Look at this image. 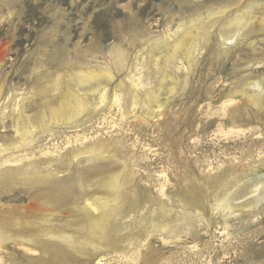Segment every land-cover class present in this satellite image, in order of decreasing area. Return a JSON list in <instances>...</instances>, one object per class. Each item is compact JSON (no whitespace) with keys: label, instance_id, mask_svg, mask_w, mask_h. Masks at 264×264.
<instances>
[{"label":"rangeland","instance_id":"1","mask_svg":"<svg viewBox=\"0 0 264 264\" xmlns=\"http://www.w3.org/2000/svg\"><path fill=\"white\" fill-rule=\"evenodd\" d=\"M240 15L251 22L245 20V36L223 44L220 31ZM203 19L216 22L209 33L199 29ZM178 26L187 27L182 34L192 32L198 47L167 64L173 44L167 38ZM1 42L10 49L0 48L3 264H264V211L236 220L218 200L229 176L248 168L264 173V95L256 107L248 90L264 77V0H0ZM117 50L127 64L112 62ZM106 72L112 82L105 102L98 107L100 94H91L78 109L74 97L86 95L74 86L75 75ZM132 79L140 80V90ZM122 85L138 95L128 115L123 100L113 102ZM243 87L247 93L235 96L238 105L224 122L228 131L238 115L246 133L227 141L218 132L219 109ZM60 106L63 118L54 121ZM250 127L261 136L249 134ZM85 148L95 162L78 165ZM77 165L106 171L91 184L123 173L115 194L122 201L104 232L64 227L78 242L72 246L45 234L68 225L72 208L55 215L40 200H70L86 209L90 200H102L105 180L91 188L66 186V173L78 172ZM20 239L35 252L16 245Z\"/></svg>","mask_w":264,"mask_h":264},{"label":"bare ground","instance_id":"2","mask_svg":"<svg viewBox=\"0 0 264 264\" xmlns=\"http://www.w3.org/2000/svg\"><path fill=\"white\" fill-rule=\"evenodd\" d=\"M254 7V6H253ZM253 7H249L251 9H253ZM229 11H227L228 13ZM252 12V11H251ZM210 13V12H209ZM220 14V12H218ZM217 13V14H218ZM225 12H222L221 14H224ZM250 12H248L247 14L249 15ZM246 14V15H247ZM251 15V14H250ZM211 17V16H210ZM203 18V17H202ZM206 18V17H205ZM213 18V17H211ZM219 18V17H218ZM222 18V17H221ZM215 19V18H214ZM205 20V24L203 27L201 26L199 29L202 30L204 28V32L209 33L210 29L215 28V20L213 19H203ZM208 20V21H207ZM221 20V19H220ZM245 20H247L246 16L240 15L239 17H237L232 23L226 24L227 26H225V28H223L220 31V36L223 40V44L225 45H230L233 43V41L237 39L243 35L242 32L245 29ZM199 22V19L197 20ZM202 21V20H201ZM207 21V23H206ZM226 21V20H225ZM249 22V20H247ZM192 22H194L192 20ZM197 22V23H198ZM221 23V22H219ZM251 24V22H249ZM254 23V22H253ZM193 24V23H192ZM191 24V25H192ZM223 24V23H222ZM249 24V25H250ZM195 25V23H194ZM199 25V24H198ZM225 25V23L223 24V26ZM248 25V26H249ZM193 26V25H192ZM252 26V25H251ZM247 27V26H246ZM187 28L184 26H178L176 27L177 30H175L173 33H168L170 36L167 38V42L172 40L173 44L171 43V47L172 50L171 52H167L169 53L167 55V64L173 62V60H175L180 52H182L183 54L187 55V54H192L193 51L196 49V44L198 42L197 38L195 36L192 35V32H188V33H183V30ZM249 28V27H248ZM247 28V31H248ZM172 30V29H171ZM187 31V29H185ZM184 30V32H185ZM250 30V29H249ZM253 30V28H252ZM203 31V30H202ZM167 32V31H166ZM251 32V30H250ZM181 33V34H180ZM212 33V32H211ZM202 34V33H201ZM199 34V36L201 35ZM249 34V33H248ZM181 35V37H180ZM167 36V35H166ZM198 36V35H197ZM245 36V35H243ZM206 37V36H205ZM220 38V39H221ZM241 38V37H240ZM165 40V39H164ZM204 41V40H203ZM209 41V40H208ZM151 43V42H150ZM170 43V42H169ZM202 43V42H201ZM209 43V42H208ZM207 43V44H208ZM165 44V43H164ZM5 46L8 47V42H1L0 43V48H5L4 52L6 53L7 51L9 52V47L6 48ZM170 48V47H169ZM168 51V50H167ZM156 52V51H155ZM2 54H4L2 52ZM182 56V55H181ZM180 56V57H181ZM189 56V55H188ZM158 58V57H157ZM161 58V57H160ZM179 58V57H178ZM177 58V59H178ZM2 61V60H1ZM114 64L117 66L120 65H124L126 63V55L124 52H121L120 50L115 51V55L113 56V61ZM175 62V61H174ZM145 63V62H144ZM158 63H160L158 61ZM127 64V63H126ZM156 64V63H155ZM163 64V63H162ZM119 66V67H120ZM154 66V65H153ZM158 66V64H157ZM157 66H154L153 68H157ZM169 66V65H167ZM184 66V65H183ZM128 67V66H127ZM141 67V66H140ZM161 67V66H159ZM259 67V66H258ZM118 69V68H117ZM167 69V67L165 68ZM242 70V69H241ZM154 71V70H153ZM168 71V70H167ZM155 72V71H154ZM88 73V72H87ZM112 73V72H111ZM157 73V71H156ZM159 73V72H158ZM84 74V72H83ZM103 74V73H102ZM166 75V73H165ZM73 76V75H72ZM140 76V75H139ZM160 76V75H159ZM167 76V75H166ZM132 78L133 75H131ZM241 77V76H240ZM151 78V77H150ZM167 79V77H165ZM257 78V77H256ZM252 79V78H251ZM237 80V79H236ZM253 80V79H252ZM75 83L74 86L76 85L77 87H80V89L82 91L85 92L86 98L85 96L83 98L79 97V96H75L74 97V102L76 103V106L78 109L83 110L85 109V100L88 98L89 95L91 94H95L98 93L100 94V103L99 105L103 104L105 102V100L108 97V92L110 91L109 86L111 85L112 82V77L111 74L109 72H106L104 74L103 77H99L96 74H92L89 76H84V75H79L76 76L75 75V79H74ZM163 81V80H162ZM176 81V80H175ZM239 81V80H238ZM143 82V81H142ZM240 82V81H239ZM74 83V82H73ZM128 83V82H127ZM162 83V82H161ZM248 83V82H247ZM131 84L133 85L134 88H139V86H141L140 80L136 81L133 80L131 81ZM165 85H168L171 87V85H173V81H169L167 83H164ZM234 84V83H233ZM127 85V84H126ZM154 85V84H153ZM226 85V84H225ZM240 85V84H239ZM146 86V85H145ZM167 86V87H168ZM229 86V85H228ZM76 89H79L77 88ZM122 87L124 88L122 94H118L117 92L114 95V104L116 105L117 103L120 102V100H123L124 104V108H125V112L129 113V106H135L138 102V95H136L135 93H129V88L128 86L125 87L124 85H122ZM144 88V86H142ZM166 87V86H165ZM54 88V87H53ZM161 88V86H160ZM172 88V87H171ZM2 89V84H0V90ZM67 89V88H66ZM163 89V88H162ZM213 89V88H212ZM233 89V88H232ZM79 90V91H81ZM137 90V89H135ZM168 92H171L172 90L167 89ZM221 90V89H220ZM248 90L252 91V95L254 98L253 99V104L256 107H259L261 105V99H262V95H264V77L261 79H257L251 82L250 86L248 87ZM164 91V89H163ZM161 92V91H160ZM227 92V91H226ZM246 92V88L243 87L241 88L239 91H234L231 93V95L229 96L228 99H226V101L223 102L221 108L219 109L220 113L218 117H220L223 121L219 124V129L218 132L220 135H223L227 141L229 140V138H231V136H233L235 134V136L237 137H241L242 135H245L246 130H243L240 128L241 125H239L240 123H238L237 120V116L232 115L231 116V129L228 131H225L226 125L228 124L227 122H224V118H226V116H228L229 114V109L232 106H235L237 104V101L235 100V96L236 95H245ZM137 93V92H136ZM247 93V92H246ZM251 93V92H250ZM138 94V93H137ZM167 94V93H166ZM170 94V93H169ZM150 95V94H149ZM155 96H152L150 98H154ZM227 97V95H226ZM240 97V96H239ZM248 97V94H247ZM73 98V96H72ZM237 98V97H236ZM241 98V97H240ZM155 99V98H154ZM248 99V98H247ZM239 100V99H238ZM240 103V102H239ZM210 104V103H209ZM62 105V104H61ZM238 105V104H237ZM241 106V105H240ZM97 107V106H96ZM97 107V108H98ZM136 107V106H135ZM212 107V106H210ZM121 108V106H120ZM209 108V107H208ZM239 108V107H237ZM213 109V108H211ZM218 109V108H217ZM241 109V108H240ZM239 109V110H240ZM63 107L60 106L59 108L55 109L52 112V118L54 121H59L63 118ZM264 110V109H263ZM209 111V110H208ZM218 111V112H219ZM123 112V110H122ZM121 112V114H122ZM131 112V111H130ZM236 112V111H235ZM241 112V111H240ZM233 113V112H232ZM124 114V113H123ZM126 115V116H127ZM123 116V115H122ZM124 117V116H123ZM242 118V116H239ZM229 119V118H228ZM247 121V120H246ZM242 124V123H241ZM252 126V125H251ZM264 126V124H263ZM218 128V127H216ZM249 130H247V132H249V134H254V135H260L261 136V129L260 128H253L250 127L248 128ZM126 131V130H125ZM217 131V130H216ZM211 134V133H210ZM215 136V135H214ZM263 137V136H262ZM84 138V136H83ZM217 138V135H216ZM249 138V137H248ZM79 139H81L79 137V135H77L75 138L73 139H68V144H72L73 141H78ZM73 140V141H72ZM118 143H123L122 140H119ZM2 146V145H1ZM96 148V147H95ZM97 149V148H96ZM49 150V149H47ZM83 152H81V154H79L78 159H77V164L81 165L82 163H88V162H95L94 158L89 156V152L88 149L85 148L82 149ZM47 154V152H46ZM76 157V158H77ZM264 155H261V159L263 158ZM98 158V157H97ZM260 158H258L259 161ZM255 160V159H254ZM88 161V162H87ZM236 161V160H235ZM256 161V160H255ZM225 162V161H224ZM237 162V161H236ZM262 162V161H261ZM75 163V162H73ZM66 164V163H65ZM90 164V163H89ZM71 165V164H70ZM77 165V167H78ZM84 165V164H82ZM251 165V164H250ZM257 165V164H256ZM114 166V165H113ZM115 168V167H114ZM121 169H125L126 168V164H121L120 165ZM219 168V167H218ZM70 169V168H69ZM78 172L76 171H68V173H66V177L69 178L70 180L67 181L66 186L68 188H72L76 185H79L81 188H91L92 186H97L99 185L101 182H104L105 179L101 178L100 181L96 180L95 183L91 184L90 182L92 181V179L97 178L101 175H106V171H90L86 168L80 169L78 167ZM257 169H252V168H248V169H244V172L242 173H238V174H234L232 176H229L228 178H226L224 180V184L226 185V188L218 195V200H220L221 204L223 207H225L226 209H229V213H228V218H237L239 217L242 221L244 220H249V218L252 220V217H254V211L255 209H258L259 212L264 211V208H260V204L264 202V173H259L256 171ZM67 171V170H66ZM113 171V170H112ZM253 171V172H251ZM114 173V172H113ZM254 174L253 176H251V174ZM123 173L119 172L116 174H112V175H108L106 181V184L103 186L106 189L105 194H103L102 200H90L89 201V205L91 206V209H86V208H82L80 207H76L75 205H72V201L70 200H40V202L43 205H46L50 208H52L55 211V215L58 213H61L64 210H68V208H72V215L70 218V223L68 225L66 224H61L60 225V229L56 230H50V231H46L45 230V234L50 235L53 238H58L61 239L62 241H64L65 243H67L68 245H72V246H77L78 242L75 241V239H73V234H69L68 231H66V229L64 230V227H72L71 225H76V226H80L82 227V229L90 236H94L96 234H98V232H100L102 230V232H104L106 229L109 228V224L107 222V219L110 217L111 213L114 212V207L116 205L120 204V200L121 197H116V190L119 189L120 187V179H121V175ZM100 178V177H99ZM94 182V181H93ZM228 185V186H227ZM65 186V185H64ZM65 186V187H66ZM88 190V189H87ZM104 199H109V200H104ZM185 200V199H183ZM150 203V202H149ZM69 205V206H67ZM86 206V205H85ZM145 206V205H144ZM88 207V206H87ZM117 209V207H116ZM141 210V208H140ZM257 211V213H258ZM117 212V211H116ZM119 212V211H118ZM124 212V211H123ZM122 212V213H123ZM262 213V212H261ZM52 214V213H51ZM50 214V215H51ZM54 214V213H53ZM258 216V215H257ZM51 217V216H50ZM262 218V217H261ZM256 219V217H255ZM254 219V220H255ZM228 221V220H227ZM228 223V222H227ZM248 223V222H247ZM246 223V224H247ZM251 223V222H250ZM49 225V224H48ZM227 225V224H225ZM229 225V224H228ZM75 226V227H76ZM186 226V225H185ZM246 226V225H245ZM63 228V229H62ZM49 229V228H48ZM77 229V228H76ZM75 229V230H76ZM80 230V229H79ZM188 230V229H187ZM43 232V230H42ZM75 232V231H74ZM44 234V232H43ZM82 234V233H81ZM75 235V234H74ZM45 236V235H44ZM6 237V235H4V233H2L0 231V241H2L4 238ZM26 240V239H24ZM20 239V240H16L15 243L16 245L23 246V249L27 252V253H34L35 250H33L32 248H29L28 246H26L25 241ZM28 240V239H27ZM41 241V240H40ZM28 242H33L32 240L29 239ZM36 242V241H35ZM89 242V241H88ZM81 243H86L85 245H91L92 247H94L95 249H97V246L92 245V242L87 243V242H81ZM169 244V243H168ZM100 247V246H99ZM131 258V257H130ZM3 259L2 257H0V264H3ZM97 264H101V260H99L97 262Z\"/></svg>","mask_w":264,"mask_h":264}]
</instances>
